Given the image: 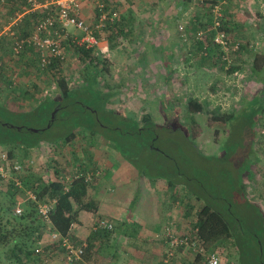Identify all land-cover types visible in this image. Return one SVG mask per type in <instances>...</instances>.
Wrapping results in <instances>:
<instances>
[{
  "label": "rangeland",
  "instance_id": "1",
  "mask_svg": "<svg viewBox=\"0 0 264 264\" xmlns=\"http://www.w3.org/2000/svg\"><path fill=\"white\" fill-rule=\"evenodd\" d=\"M41 1L37 0L43 3ZM87 1L82 7L83 17L94 28L99 24V5L103 3L102 0ZM213 1H224L223 21L232 31L228 35L234 44L240 43L242 47L239 53H232V64L228 69L210 37L208 56L197 48L198 33L212 24L209 17L212 15L206 7ZM26 3L24 0H6L5 3L0 0L1 25L16 17L19 20L16 30L20 36L29 35L39 19L37 16L24 18L26 14L42 15L41 11L30 10ZM111 5L117 9L118 18L119 15L132 18L133 32L116 47L111 44L107 27L97 33L98 39L105 37L108 43V49L100 54V58L107 61L109 71L104 77L100 76L98 89L109 91L108 95L103 94L104 98H109L108 101L101 100L95 93L98 96L90 95L84 101L87 106L93 104L105 125L112 127H101L95 136L78 131L71 140L73 145L66 143L61 155H54L48 146L60 142L54 140L68 133V125L44 131L45 123L38 120L37 113L30 111L45 97H57L56 75L68 79L72 88L82 85L84 63L76 48L80 47L78 41L82 33L75 28L68 30V37L62 44L66 59L59 62L60 72L51 70L52 65L41 68L38 52L34 49L14 55L11 39L0 35V63L4 68L0 76V104L14 114L9 116L12 122L28 127L23 133L25 137L41 129L42 139L46 141L26 154L22 150L15 151L19 157L17 161L35 162L26 176L27 182L36 185L40 180L46 182L53 159L68 162L73 159V152L80 159L77 164L83 163L89 171H101L102 175L99 153L109 146L115 153L117 146L125 151L123 155L127 159L124 160L134 168L135 174L158 190L156 197L162 195L160 188L168 186L165 197L178 200L179 203L175 202L179 204L181 222L190 230L185 233L193 232L198 214L205 206L226 217L232 226L229 233H236L233 236L238 238L239 232L240 243L237 245L241 249L233 245L236 244L233 236L224 241L221 262L249 264L255 252L247 246L252 242L255 244L254 238L261 235L263 224H255V221H259L258 213L264 215V71L254 75L251 70L255 57H260L259 64L264 68V0H112ZM251 16L256 18V25L251 23L253 27L242 29L243 19ZM180 25L186 26L184 33L179 30ZM168 52L172 54L168 55ZM157 65L164 66L158 70ZM232 68L237 70L235 74L230 73ZM143 86L156 97L155 105H144ZM135 87L137 89L131 90ZM116 90L120 92L118 98L110 95ZM219 92L223 93L210 103L212 106L229 103L230 113H225L230 115L227 121H213L207 114L192 115L187 110L192 98L205 100ZM233 104L237 106L233 107ZM204 107L210 109L206 104ZM164 109L169 112L165 114L167 118L160 114ZM215 109L211 107L212 111ZM106 110L120 115L107 116L102 113ZM147 112L161 128L157 129V138L153 140L155 150L141 152L137 146L129 145L130 141L140 142L129 133L134 120L143 125L142 118ZM3 150L9 153L8 149ZM119 155L117 151L116 157L122 160ZM24 199L23 193H17L15 200L22 202ZM3 200L0 194V202ZM184 212H188V216L183 217ZM41 241L45 244L44 239ZM103 248H100L101 254L95 250L90 264L101 263L102 252L106 255ZM242 250L253 256L245 257ZM9 254L0 246V264H19L12 261ZM36 256L23 258V264H63L57 253L48 263ZM201 257L196 252L179 251L174 262L203 264Z\"/></svg>",
  "mask_w": 264,
  "mask_h": 264
},
{
  "label": "trees",
  "instance_id": "2",
  "mask_svg": "<svg viewBox=\"0 0 264 264\" xmlns=\"http://www.w3.org/2000/svg\"><path fill=\"white\" fill-rule=\"evenodd\" d=\"M24 1L27 2V0ZM46 1L48 0H42L41 2L43 3L41 4H44ZM101 2L103 5L105 4L103 10L104 12H108V17H111L114 12H117V9L111 5L112 0H102ZM220 2L221 1H213L212 3H209L208 7H206L211 15L212 7ZM26 4L28 5V3ZM28 7L31 10V6L28 5ZM38 11H41L42 15L38 13L37 15L36 13L31 15L32 13H29L30 15L26 14L24 18L29 19L37 16V18H39L38 20H40L46 16L45 11ZM52 12H54V10ZM209 17L211 18L210 23H212L213 16ZM100 18L101 11L98 15V19ZM226 23V21H222L219 30L230 34L229 32L232 31L226 27ZM106 27L111 33V39L109 37L111 44L116 47V44L119 41L125 40L131 36L133 32L132 18H128L125 15H119V18L113 22L108 20ZM207 29L208 28L202 29V31H207ZM208 40L209 37H205L203 41H196L198 44L197 48L199 51H202V53L205 51V48L206 51L210 50L209 46L207 45ZM214 47L217 46L214 45ZM76 48L80 60L84 63V70L82 72L84 82L82 85L72 88L68 79L62 76L57 77L55 74L57 78V97H45L37 108L30 111L37 113L38 120H42L45 123L46 128L44 131L50 130L51 128L59 125H68L66 126L68 133L54 140L60 142L56 143V146L54 144H50L51 146H48L49 149L51 148L52 150L50 152H52L54 155H61V149H66V146L68 145L66 143L73 145L71 140L74 139V137L77 135V132L80 130L88 132L91 136H95L98 134V129L101 127H104V129H109V127H112L108 124L105 125L104 121L101 120L98 110L93 106V104L87 106L84 101L85 98H89L91 96H94L95 98L98 95H100L101 100L103 99L108 101L109 97L107 98L105 96L104 98L103 94L108 95L109 91L106 93L98 89L100 76L104 77V75L109 72L107 61L101 59L100 55L96 54L93 50L86 49L84 46H76ZM240 49H242V47ZM259 58L260 57H255L254 64L251 68L254 75H259L264 71V68L259 64ZM220 60L222 61V53H220ZM50 68L51 70H55V72L62 71L58 60L54 61ZM236 72L237 70L235 68H232L230 71L232 74H235ZM1 75H3V72L0 74V76ZM59 75H62V73H59ZM117 94L118 92L115 95H113V92L110 93L112 97L116 96ZM5 108L0 104V147L8 149L10 158L17 161L19 157L16 155V150H22L24 151V154H26L30 150L40 148L42 143H46V141L42 139L41 133L43 131L41 129H37V131L31 130L32 132L29 137H25L23 133L24 130H28V127L12 122L10 117H12V115L14 116V114ZM187 110L192 114H207L210 116L209 119L213 121H227L230 117V115L221 113L220 109H215L214 111L211 109H206L204 105L200 104L197 99L194 98L189 101ZM55 111L56 115L52 121V115ZM102 113L107 114V116H110V114L120 115L119 113L115 114L114 112L107 110L106 112ZM142 122L143 125H141L137 120L133 121L134 127L129 134L132 136L135 135L134 137H137L140 142L136 143L134 141H130L129 145L137 146L141 152L147 151L149 149L155 150L153 140H156L158 135L157 129H160L161 127H158L156 123L153 122V117L147 113L144 114ZM49 124L51 127L47 128V125ZM116 150L120 152L124 159H127L126 156L123 155L125 151L118 148L117 146ZM72 155L73 159L68 160V162H62L60 160L53 159V163L49 167L51 174L46 182L42 180L37 181L36 183H38V185L27 182L26 176H28V170L27 173L22 175L21 178L25 181V186L27 188L33 189L38 201L56 200V207L50 216L53 230L59 233L61 237H68L75 242L73 231L77 224H79V213L83 210H97L95 203L91 199V190L98 179L94 180L92 183L86 182L85 176L89 170L83 165V163H76L80 162L76 152H73ZM23 164L25 166L28 165L26 161ZM70 173L78 174L79 178L70 185L69 191L65 192V186L62 179L65 175ZM18 191L19 190L15 188L13 182H10V185H4L0 187V194L4 198V200L0 202V246H2V251L7 250V253H10L9 256L12 261L15 260L16 262H19V264H23V258H29L32 255H37L36 249L39 246V241L43 240L44 235L49 237V234L47 233V224H45L37 212L36 202L25 201L22 206L23 214L21 216L14 214V209L17 205V200L15 199L17 197V193L19 194ZM258 214L259 221L257 219L255 224L260 222L259 225L263 224V226H261L263 229L259 237H253L256 239L255 244L252 242L251 245L247 246V249H251L255 252L254 257L249 259V264H264V215L260 213ZM72 226L75 228L73 229ZM231 231L232 226L226 217H224L220 212L205 206L198 214V219L195 224V229L192 232V236L198 239L202 244H208L207 246L209 247L206 248L208 253L216 252L220 255V257H222L225 249L222 248L221 245H223L224 241L232 238V236L236 234H230L229 232ZM109 234V231L102 229H97L93 232L91 239L88 241L89 243L87 242L88 246L85 251L83 261L84 258L88 261H91L92 257L95 255L94 241L96 236L108 237ZM237 234L238 238L233 236L234 240H236V244L233 243V245L235 247L239 246L241 249V246L237 245L240 243L239 232H237ZM54 246H56L61 252L64 251V249L61 247V242L56 243V245H53V247ZM179 251L182 252L184 249L178 248L175 251L171 260V264L174 262ZM242 252L245 257L253 256L249 252L247 254L246 251L242 250ZM201 260L203 264H207L203 257H201ZM221 264H223V262H221Z\"/></svg>",
  "mask_w": 264,
  "mask_h": 264
},
{
  "label": "built area",
  "instance_id": "3",
  "mask_svg": "<svg viewBox=\"0 0 264 264\" xmlns=\"http://www.w3.org/2000/svg\"><path fill=\"white\" fill-rule=\"evenodd\" d=\"M6 0H1L5 3ZM28 5L31 6V10L45 11V17L38 20L35 23L33 31L27 36H20L16 30L19 25V20L14 17L12 21L6 25H1L0 21V35L9 37L12 41L11 49L14 55H21L27 49H34L38 52L40 67L46 69L50 67L54 61L58 60L62 62L66 59L63 42L68 37V30L75 28L82 33V38L78 41L80 47H86V49L93 50L96 54H103L108 49V43H106L105 37L98 39L97 33L107 26V21H114L118 18V13L114 12L111 17H108V13L104 12V5L100 4L101 18L99 24L96 27H91L82 15V2L81 0H48L44 4L38 3L37 0H27ZM223 5L224 2H220L212 7V24L207 31H200L196 37L197 40L203 41L205 37H210L212 43L216 45L220 53H222V61L227 65V69L232 64V53L239 52L240 43L234 44L227 33L220 31V27L223 21ZM54 10V12H52ZM186 27V26H185ZM183 25L179 26V30L184 33L186 30ZM101 40V41H100ZM106 41V42H105ZM102 48V49H99ZM98 48V50H96ZM204 55H208V51H204ZM3 64L0 63V74L3 72ZM25 166L20 161H14L10 158L9 153L5 152L0 147V187L4 185H10L13 182L19 193L25 195V199L17 201V205L14 209V214L21 216L23 214V203L25 201H33L37 203V212L47 224V233L50 237V242L53 245L61 242V247L64 249L62 257L65 264H80L83 263V257L87 249V242L75 243L68 237H61L59 233L53 230L51 223V213L56 207V200L38 201L37 196L33 189L25 186V181L21 178L22 175L27 173V170L31 169L35 162L33 160L26 162ZM101 177V171H88L85 180L88 183L94 182V180ZM79 178L78 174L70 173L63 177L65 192H68L70 185ZM74 229L75 227L72 226ZM97 229L112 231L114 225L106 219H101L97 223ZM165 238L168 241L167 252L164 259V264H171V260L175 251L178 248H183L185 252H196L197 255L202 256L207 264H221V257L218 253H208L206 245L202 244L198 239L192 236V233L178 234L173 228H167ZM39 241V246L36 249V254L40 256L45 263H48L51 259V252L44 250V244ZM53 256V255H52Z\"/></svg>",
  "mask_w": 264,
  "mask_h": 264
},
{
  "label": "crops",
  "instance_id": "4",
  "mask_svg": "<svg viewBox=\"0 0 264 264\" xmlns=\"http://www.w3.org/2000/svg\"><path fill=\"white\" fill-rule=\"evenodd\" d=\"M81 2L82 7L88 3L87 0H81ZM83 14H85L84 11H82ZM255 19L254 16L243 19L242 29L253 27L251 23L256 25ZM167 54L172 53L168 52ZM162 66L157 65L158 70ZM147 88L146 86L141 88L145 94L142 96L146 100L144 105H155L156 101L154 98L156 97L152 93L150 94V89L147 90ZM133 89H137V87L131 88V90ZM117 92V97L114 96L116 98L119 97L120 92L117 90L113 92V95ZM221 93L223 92H219V94L210 98H205V100L198 99L197 101L202 105L210 106V109L211 107L214 109L219 107L218 109L222 112V108V113L228 114L231 110L229 103H216L214 106L210 103V101L212 103L215 102V97H218ZM159 99V103H161V98L159 97ZM149 101L152 103H149ZM251 102L252 100L247 103V107ZM242 103L245 109V102L242 101ZM236 106V104H233V107ZM143 108L145 109V107ZM167 113L166 109H164L160 114L167 118L168 116L165 115ZM147 114L153 116L150 112H147ZM255 117H257V114H255ZM116 154L117 150L114 153V149L110 146L105 147L99 153V166L102 170V175L91 190V199L95 203L97 210H83L79 213V224L73 231L75 242L77 244L88 242L93 232L96 231L98 221L106 219L113 223L114 231L110 232L108 237L96 236L94 241L95 250L97 249L100 253V248L104 247L103 249L106 251V255H103L102 252L101 263L164 264L168 248V241L165 238L167 228H173L181 235L187 234L185 232L189 230L186 224L181 222V214L177 207L179 202L177 199L172 200L171 197H165L168 186L160 188L159 191H161L162 195L161 197H156L155 191L157 192L158 190L154 188V185H148L146 180L135 174L134 168L121 155L119 156H121L122 160H119ZM137 193L140 194L137 196ZM185 216H188V212H184L183 217ZM43 239L46 253L51 252L52 255L57 253V256L61 258V262L65 264L62 252L56 246L53 247L50 238L44 235ZM93 258L91 261L84 258V263L82 264H90ZM172 264L176 263L172 262ZM180 264H184V262H180Z\"/></svg>",
  "mask_w": 264,
  "mask_h": 264
},
{
  "label": "water",
  "instance_id": "5",
  "mask_svg": "<svg viewBox=\"0 0 264 264\" xmlns=\"http://www.w3.org/2000/svg\"><path fill=\"white\" fill-rule=\"evenodd\" d=\"M55 115H56V111L53 113V115H52V121L54 120V118H55ZM51 127V125L49 124L48 126H47V128H50ZM35 131H37V130H35Z\"/></svg>",
  "mask_w": 264,
  "mask_h": 264
}]
</instances>
